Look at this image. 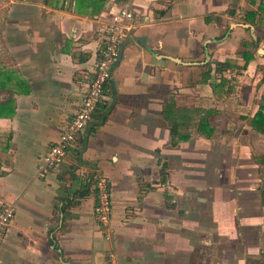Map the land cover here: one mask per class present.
I'll return each instance as SVG.
<instances>
[{
    "label": "crops",
    "instance_id": "obj_1",
    "mask_svg": "<svg viewBox=\"0 0 264 264\" xmlns=\"http://www.w3.org/2000/svg\"><path fill=\"white\" fill-rule=\"evenodd\" d=\"M128 1L0 0V206L16 207L0 264H110L111 254L115 264H264L257 164L247 158L252 167L236 165L235 177L221 160L264 137L251 125L264 95V0H135L102 104L66 160L39 176L38 159L93 78L105 27ZM245 53L247 69L224 72L230 83L215 95L216 63L242 66ZM173 98L194 126L202 110L217 111L213 136L233 134V148L214 155L215 139L197 132L173 146L163 114ZM99 173L112 186L105 227L95 216ZM64 199L76 204L62 213Z\"/></svg>",
    "mask_w": 264,
    "mask_h": 264
},
{
    "label": "built area",
    "instance_id": "obj_2",
    "mask_svg": "<svg viewBox=\"0 0 264 264\" xmlns=\"http://www.w3.org/2000/svg\"><path fill=\"white\" fill-rule=\"evenodd\" d=\"M134 2L135 0H129L128 3L117 9L116 13L112 15L110 23L105 27L106 38L94 66L93 78L86 86L75 116L69 121L56 144L38 159L39 176H46L51 169L58 167L66 160L69 150L85 133L94 112L102 104L113 68L120 60L123 44L133 27L132 4ZM95 188L98 197L95 207L96 220L105 227L110 223L114 209L111 182L105 175L99 173L95 177ZM15 214L14 204L0 206V238L11 225ZM110 264H115L112 254L110 255Z\"/></svg>",
    "mask_w": 264,
    "mask_h": 264
},
{
    "label": "trees",
    "instance_id": "obj_3",
    "mask_svg": "<svg viewBox=\"0 0 264 264\" xmlns=\"http://www.w3.org/2000/svg\"><path fill=\"white\" fill-rule=\"evenodd\" d=\"M246 53L244 54V60L245 63L242 66H234L230 61L220 63H216V73L218 75H221L220 82L217 84H211V87L213 89V92L215 95H222L224 88H226L230 80L226 78L223 73L226 71H229L230 69H237L238 71H243L247 69V66L249 65L250 58H246ZM211 72H212V66L211 64H206L205 71L202 76V83L208 84L211 80ZM261 105L258 110V112L254 115L252 118V127L258 131L259 133L264 135V95L261 99ZM203 114L196 125L197 133H199L201 136L210 138L215 133V130L211 127L209 123V118L215 114V110H202ZM190 110L183 109V110H176L175 100L174 98L171 99L170 104L165 107L164 109V118L167 120L171 125L170 131L172 136V145L177 146L180 141H188L190 136L187 133H182L181 129L189 128L191 124V118L189 116ZM87 191L82 192L80 197H85L87 195ZM63 206L59 207L60 212L65 213L66 210L75 205L76 202L74 200L70 199H64L62 200Z\"/></svg>",
    "mask_w": 264,
    "mask_h": 264
},
{
    "label": "rangeland",
    "instance_id": "obj_4",
    "mask_svg": "<svg viewBox=\"0 0 264 264\" xmlns=\"http://www.w3.org/2000/svg\"><path fill=\"white\" fill-rule=\"evenodd\" d=\"M251 125H252V123H251ZM231 127H233V125ZM234 127L236 128L237 126H234ZM182 131H183V133H189L191 135H195V133L197 132L196 126H194L193 124L190 125L189 128H186ZM228 132L230 133L231 131L229 130ZM213 135H215V134H213ZM213 135L210 136V138H206V137L205 138L211 139L210 141H213L212 139H215V143H212V146L215 147V145H218V151H215L214 155H218V154H220V152H222V151H219V148L221 150H224V149L227 150L229 148H233V146H232L233 140L231 139V137H233V134L229 136L230 140H226V141L223 140V137L219 138V136L214 137ZM211 137H213V138H211ZM245 142L250 144L249 150H248L249 152H247V154L242 155L240 158H234V156L231 154L232 155V159H231L230 155L227 153L226 156H224L225 158L222 157L221 160H226V166L230 165L231 168H233L234 176L236 177L237 175L238 176L241 175V168H239V167L236 168L235 166L239 165V164H243V166H244L243 169L246 172L247 169L250 170V168L252 167V164L250 163L249 159H247V158L252 159L253 163L257 164V169H256L257 171L254 169V173L258 174L257 175L258 183L260 185L261 196L263 197V195H264V137L252 136L248 140H245ZM251 142H253V144ZM203 146L206 147L207 144L204 143ZM202 148L203 147H201V149ZM187 159H188V161H190L192 158L189 156ZM212 160H215V159L212 158ZM191 162L194 163L193 161H191ZM232 163H234L235 165L233 166ZM244 174L245 173H242L243 184L246 183V181L244 180ZM257 178H255L254 176H251V180L252 179L254 180L253 184L257 183V181H256ZM239 190H242V187L238 188V191ZM262 238L264 239V233H262ZM263 242H264V240H263Z\"/></svg>",
    "mask_w": 264,
    "mask_h": 264
},
{
    "label": "water",
    "instance_id": "obj_5",
    "mask_svg": "<svg viewBox=\"0 0 264 264\" xmlns=\"http://www.w3.org/2000/svg\"><path fill=\"white\" fill-rule=\"evenodd\" d=\"M260 53L264 55V44L260 47Z\"/></svg>",
    "mask_w": 264,
    "mask_h": 264
}]
</instances>
